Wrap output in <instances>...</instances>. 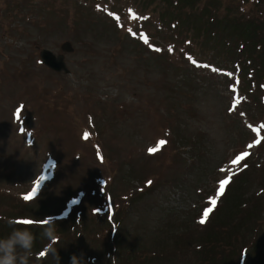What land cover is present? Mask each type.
<instances>
[{
	"label": "rangeland",
	"instance_id": "1",
	"mask_svg": "<svg viewBox=\"0 0 264 264\" xmlns=\"http://www.w3.org/2000/svg\"><path fill=\"white\" fill-rule=\"evenodd\" d=\"M149 1L136 0L140 10L135 0H0V217L61 220L60 264L74 255L85 264H238L244 247L246 264H264L263 91L250 80L243 91L227 57L219 63L196 29L197 10L185 25L198 44L187 46L182 28L166 19L161 28L164 4ZM131 6L155 20L157 37L138 33L148 34L144 45L115 29ZM67 43L73 52L61 50ZM43 50L70 74L48 69ZM186 50L229 73L194 66ZM244 150L252 153L247 170L234 163ZM41 177L44 189L26 200ZM225 177V200L199 228ZM107 194L121 220L116 238ZM76 209L72 225L64 212ZM29 230L35 252L47 240L42 228ZM11 231L0 223V238ZM37 262L57 264L51 255H34Z\"/></svg>",
	"mask_w": 264,
	"mask_h": 264
},
{
	"label": "trees",
	"instance_id": "2",
	"mask_svg": "<svg viewBox=\"0 0 264 264\" xmlns=\"http://www.w3.org/2000/svg\"><path fill=\"white\" fill-rule=\"evenodd\" d=\"M156 1L150 0L149 4ZM160 1L167 9V12H163L162 16L160 15L162 24L167 25L166 20H168L170 22L169 26L175 24V29L182 28L189 36L187 30L189 26H186L185 23L188 19L195 18V13L192 12V8H194L201 14V23L196 29L200 32V35L208 37L209 42L212 44L211 50L214 56L219 58V63L222 62L220 56H226L228 61L233 65H238L241 70L251 71L258 79V82L264 80V10L261 9L264 6V0H237L235 12L233 11L235 0H227L224 1L225 3L223 0H217L216 5L210 2H203L202 0ZM135 3L141 9L136 0ZM250 3L258 6L260 8L258 12H261L263 16L257 13L254 15L248 14L245 10H241ZM178 35L182 37L184 34L178 33ZM200 35L197 34L202 39ZM160 37H163L162 33H159L158 38ZM189 39L197 47L196 38L189 36ZM206 43H208L207 39ZM230 187H228L227 192ZM118 214V211H116L114 221L119 227L121 220L118 218ZM74 217L75 213L72 217V225L76 223L73 219ZM28 228H33V226ZM117 235L118 233L113 238H116ZM193 249V254L202 252H198L195 248ZM136 254L138 256V252Z\"/></svg>",
	"mask_w": 264,
	"mask_h": 264
},
{
	"label": "clouds",
	"instance_id": "3",
	"mask_svg": "<svg viewBox=\"0 0 264 264\" xmlns=\"http://www.w3.org/2000/svg\"><path fill=\"white\" fill-rule=\"evenodd\" d=\"M43 221L40 235L49 243L39 255L41 257L51 255L57 261V264H60L58 250L54 247L59 240L56 222L52 218ZM8 225L12 231L6 237L0 238V264H30L34 257L33 247L36 236L28 227L17 226L15 220H9ZM72 264H85V260L83 256L77 257L74 255Z\"/></svg>",
	"mask_w": 264,
	"mask_h": 264
},
{
	"label": "snow or ice",
	"instance_id": "4",
	"mask_svg": "<svg viewBox=\"0 0 264 264\" xmlns=\"http://www.w3.org/2000/svg\"><path fill=\"white\" fill-rule=\"evenodd\" d=\"M17 116L19 117V112H17ZM264 127V126H262ZM87 138V137H85ZM164 142H161V145H163ZM155 150H150V152H154ZM242 159V157H238L236 161H234V163H238L239 160ZM230 180H231V177H229V179H226V180H223L220 182V186H219V191H218V194L219 195H223L224 192H225V188L226 186L230 183ZM40 185L39 183H37L36 185V189H39ZM36 189L33 190V193L31 195H28L25 197L26 200H32L34 198V196L36 195ZM211 204L213 207H210L208 208L205 212H204V218L200 220V223L203 225L207 222V219L209 217V214L214 210L216 204H217V201L215 199H213L211 201ZM18 223H21V224H24V225H33L35 222L32 221V220H20L18 221ZM41 223H44V221H42Z\"/></svg>",
	"mask_w": 264,
	"mask_h": 264
},
{
	"label": "water",
	"instance_id": "5",
	"mask_svg": "<svg viewBox=\"0 0 264 264\" xmlns=\"http://www.w3.org/2000/svg\"><path fill=\"white\" fill-rule=\"evenodd\" d=\"M63 51H71L70 44H66L65 47L62 48ZM42 57L45 61V65L48 66L51 70L56 72H62L69 73V70L66 68L65 63L63 61V58L60 57L57 59L54 54H52L50 51H43Z\"/></svg>",
	"mask_w": 264,
	"mask_h": 264
}]
</instances>
